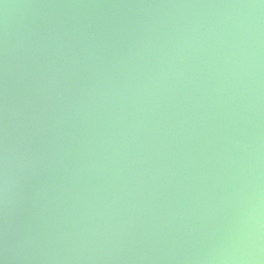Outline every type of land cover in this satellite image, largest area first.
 I'll return each mask as SVG.
<instances>
[{
    "label": "water",
    "instance_id": "95a60500",
    "mask_svg": "<svg viewBox=\"0 0 264 264\" xmlns=\"http://www.w3.org/2000/svg\"><path fill=\"white\" fill-rule=\"evenodd\" d=\"M0 264H264V0H0Z\"/></svg>",
    "mask_w": 264,
    "mask_h": 264
}]
</instances>
